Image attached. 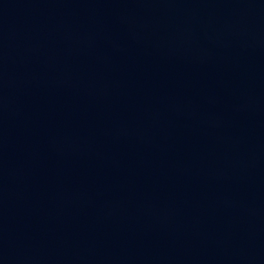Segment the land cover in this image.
<instances>
[{
  "label": "water",
  "instance_id": "95a60500",
  "mask_svg": "<svg viewBox=\"0 0 264 264\" xmlns=\"http://www.w3.org/2000/svg\"><path fill=\"white\" fill-rule=\"evenodd\" d=\"M0 264H264V0H0Z\"/></svg>",
  "mask_w": 264,
  "mask_h": 264
}]
</instances>
